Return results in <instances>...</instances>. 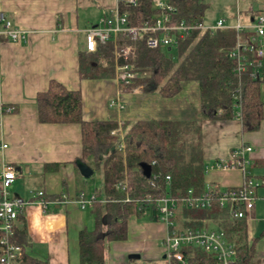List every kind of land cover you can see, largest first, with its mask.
<instances>
[{
    "label": "crops",
    "instance_id": "1",
    "mask_svg": "<svg viewBox=\"0 0 264 264\" xmlns=\"http://www.w3.org/2000/svg\"><path fill=\"white\" fill-rule=\"evenodd\" d=\"M215 1L221 14L213 21L203 20L206 25L220 18L227 25L235 24L237 19L242 25H250L264 12V0ZM206 2L209 4L208 0ZM116 3L117 0H0V9L6 17L27 31L24 42L0 37V170L9 164L19 172L13 182L16 185L12 186V195L29 202L23 211L31 240L29 248L40 246L38 251L42 253L30 254L29 248L26 250L34 257L46 259L49 264H80L78 232L93 224V215H87L90 209L81 210L74 203L55 205L50 200L44 211L33 196L38 191L44 195H59L61 199L63 195L72 196L81 190L78 184L84 178L72 162L81 156L79 125L38 122L35 97L47 88L50 79L68 89L81 91L85 119H112L117 124L138 119L200 122L205 166L216 161L228 163L235 149L251 146L252 150L243 156L248 162L247 172L259 180L264 175V117L258 130L245 133L241 132L236 117L200 121L197 82H183L176 96L164 98L155 92L121 91L114 78L80 79L79 51L84 47L83 30L95 24L96 19L98 22ZM242 12L246 14L244 18ZM249 34V30L242 32L240 40ZM263 70L264 66L259 73L263 74ZM261 95L264 99V83ZM111 99L119 100L123 108L110 106ZM12 107L14 110L8 111ZM4 108L7 111H3ZM49 163L57 167L44 170V165ZM253 169L259 174H254ZM204 180L207 186L239 187L243 174L236 168L210 169ZM25 181L27 190L20 192L18 184ZM259 198L256 189L249 218L255 224ZM261 221L263 224L258 232H254L253 226L249 235L247 229L248 239L258 233H262L258 241L264 237V221ZM246 224L248 228V220ZM20 226L18 220L16 228ZM165 234L164 223L151 220L147 215L132 216L128 221L127 238L107 244L106 264H154L160 258L170 264L172 259L165 255L162 247ZM258 241L253 264H264V248L259 247ZM128 254H138L139 258L129 259Z\"/></svg>",
    "mask_w": 264,
    "mask_h": 264
},
{
    "label": "trees",
    "instance_id": "2",
    "mask_svg": "<svg viewBox=\"0 0 264 264\" xmlns=\"http://www.w3.org/2000/svg\"><path fill=\"white\" fill-rule=\"evenodd\" d=\"M117 1L120 11L127 12L132 22L140 14L142 20L152 24L158 12L153 0H136L135 5L127 0ZM167 1L176 7L174 18L184 19L187 23L203 22L209 7L206 0ZM149 34L144 32L138 38L128 36L117 40L120 47L133 46L136 53L130 62L137 75L123 87L125 92L140 85L146 93L155 92L170 98L180 92L183 82L195 81L199 87L200 121L231 119L238 110L242 133L259 129L264 117L261 95L264 70L256 77L251 76L250 69L236 72L228 57L241 33L232 28L213 32L196 29L188 37L180 39L172 50L148 48L145 40ZM114 65L112 41L99 43L93 53L84 47L79 51L80 79L113 78ZM35 103L38 122L79 125L81 156L72 161L75 166L76 161L85 162L90 157L93 170H102L103 184L94 190L97 200L89 210L94 226L92 229L83 227L78 232L80 264H106L107 244L127 238L128 221L132 216L147 215L151 220H158L155 202L166 195L177 203L174 220L179 226L197 228L213 223L234 244L236 256L233 264H253L256 243L262 233L248 239L246 220L234 214V211L242 209V205L229 202L221 206L219 187H207L200 122L156 119L123 122V148H119V136L111 134L117 122L112 119H85L79 89H68L59 81L50 79L47 88L36 94ZM194 134L195 138L190 137ZM144 163L151 167L148 178L141 168ZM56 167L57 164L49 163L44 165V170L51 171ZM260 179L259 186H264V175ZM188 190L194 195L207 194L210 206L202 209L183 206L182 199ZM59 198V195L43 196L44 201ZM18 220L21 226L15 229L11 240L24 250V263L49 264L46 259L27 252L31 240L23 212L18 214ZM182 253L184 264H220L212 255L198 248H183ZM170 264L180 263L171 260Z\"/></svg>",
    "mask_w": 264,
    "mask_h": 264
},
{
    "label": "built area",
    "instance_id": "3",
    "mask_svg": "<svg viewBox=\"0 0 264 264\" xmlns=\"http://www.w3.org/2000/svg\"><path fill=\"white\" fill-rule=\"evenodd\" d=\"M129 4L135 5L136 0H127ZM153 6L157 9V14L153 18L152 24L142 20L140 14L137 19L130 21L127 12L120 11L118 1L110 11L102 16L98 23L86 27L84 32V48L87 52L93 53L97 50L99 43L106 41L113 42L114 57V79L121 91L136 77L137 73L133 70L132 59L136 53L133 46L125 45L120 47L118 39L120 37L138 38L144 32H150L145 43L148 48L156 49H175L178 41L190 35L193 30L216 31L223 28H232L237 32L250 31V34L242 40H238L228 57L232 63L233 70L236 72H245L250 69L252 77H256L264 66V12L259 13L250 25H242L238 19L235 24L227 25L224 19L220 18L211 24L203 22L187 23L184 19L176 20L174 18L176 7L167 0H153ZM27 31L14 24L8 19L3 10L0 9V37L4 36L11 42H24ZM141 86L134 87L129 92L141 90ZM110 106L119 109L123 104L117 99H111ZM220 113L221 109L218 110ZM235 117L239 119V111H235ZM112 135H118L120 138L119 148H123L122 123L111 130ZM6 147V144H3ZM251 146H244L235 149L231 154L228 163L216 161L212 165L205 166V171L210 169H239L243 174V183L241 188H219L218 200L221 206L227 203H237L242 205L241 210L234 211L238 217L245 220L250 218V213L256 199V187L261 184V180L251 177L247 172L248 162L244 159V153L250 152ZM19 175L14 166L5 164L0 170V264H25L23 261L24 250L14 243L11 238L14 235L18 222V214L24 211L29 202L10 193V188ZM247 176L244 178V176ZM169 180V177H167ZM211 187V186H207ZM37 203L45 211L48 201L43 200L44 193L36 192L34 195ZM62 197V196H61ZM97 200L95 192L87 193L79 190L72 196H64L63 199L54 200L52 203H74L81 210L90 209ZM127 200V199H125ZM158 221L166 226V234L162 239V247L165 255L180 264H184L183 248H198L212 255L220 264H233L235 261L236 250L234 244L228 241L224 231L218 226L205 225L197 228L181 227L174 220L177 203L166 195L160 197L155 202ZM182 205L187 208H207L210 206V198L204 192L198 195L192 194L188 190L187 195L182 199Z\"/></svg>",
    "mask_w": 264,
    "mask_h": 264
},
{
    "label": "rangeland",
    "instance_id": "4",
    "mask_svg": "<svg viewBox=\"0 0 264 264\" xmlns=\"http://www.w3.org/2000/svg\"><path fill=\"white\" fill-rule=\"evenodd\" d=\"M209 2V8L207 9L204 17H203V20L206 22V21H213L217 18V16H219L221 13H220V10L218 9V6H217V2L215 0H208ZM237 9V7L235 6V10ZM244 15H246L244 12H242V16L244 18ZM96 23L97 22V19L95 20ZM95 23V24H96ZM190 137H194L195 138V134L190 136ZM88 166L90 167H94V164H93V161L92 159L89 157L87 158L86 162H85ZM76 171H79L78 168L76 167ZM252 172L254 174H259L257 170L253 169ZM102 181H103V177H102V170L101 169H94V173L89 177V178H81L78 186L81 190L87 192V193H90V192H93L96 188H99L102 184ZM16 184H13L12 186H14ZM19 187H20V192H22V189L23 191H26L27 190V184H26V181L23 183V182H19ZM12 186L10 188V193L12 194ZM257 194L258 196L260 197L259 200L257 201L256 203V218H257V221L256 222L257 224H255V222L251 223L248 219V233L249 235L252 234L253 232V226H255V230L254 232H258L260 227L262 226L263 222L261 221V219L264 221V198L261 197L264 195V188H257ZM87 215H92L90 211L87 212ZM91 217V216H90ZM210 226H215L213 223H210L209 224ZM93 224L90 225L89 229H92L93 228ZM259 235V233L257 234ZM256 235V236H257ZM257 244V243H256ZM258 244H259V247L260 245L262 246V248H264V237L262 236L261 239L258 241ZM39 248H41L40 246H34L32 247V249L29 248V252L30 254H37V255H41L42 252H39L38 250H40ZM258 249V247H257ZM154 264H165L164 263V259L160 258L157 260V262H155Z\"/></svg>",
    "mask_w": 264,
    "mask_h": 264
},
{
    "label": "water",
    "instance_id": "5",
    "mask_svg": "<svg viewBox=\"0 0 264 264\" xmlns=\"http://www.w3.org/2000/svg\"><path fill=\"white\" fill-rule=\"evenodd\" d=\"M76 166L80 172V174L82 175V177L84 178H89L92 174H93V168H91L90 166H88L85 162L83 161H76ZM141 168L143 170V174L148 178L151 174V167L149 164H142ZM127 258L129 259H138L139 255L138 254H128Z\"/></svg>",
    "mask_w": 264,
    "mask_h": 264
}]
</instances>
